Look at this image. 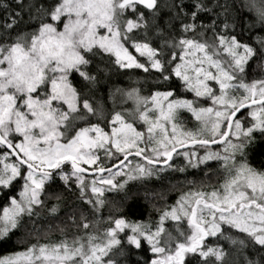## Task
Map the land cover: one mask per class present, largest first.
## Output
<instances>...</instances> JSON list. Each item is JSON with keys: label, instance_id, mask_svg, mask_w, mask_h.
I'll return each mask as SVG.
<instances>
[{"label": "snow or ice", "instance_id": "snow-or-ice-1", "mask_svg": "<svg viewBox=\"0 0 264 264\" xmlns=\"http://www.w3.org/2000/svg\"><path fill=\"white\" fill-rule=\"evenodd\" d=\"M250 61L264 66V0H0V245H27L0 264H264V73L249 79ZM113 66L147 89L105 94ZM209 162L218 183L155 222L126 218L134 182ZM57 178L87 208L68 214L79 235L42 242ZM108 205L120 214L100 233Z\"/></svg>", "mask_w": 264, "mask_h": 264}, {"label": "trees", "instance_id": "trees-1", "mask_svg": "<svg viewBox=\"0 0 264 264\" xmlns=\"http://www.w3.org/2000/svg\"><path fill=\"white\" fill-rule=\"evenodd\" d=\"M239 32V28L236 29ZM256 33L255 30H252L249 34L241 36L240 38L245 41L252 43L255 40ZM251 68L248 71V77L251 78H259L261 73H264V66H258L257 61H250ZM114 67V71L111 74L110 80L102 85L103 91L107 94L108 89L112 88L113 91L115 88H128L130 86H140L144 85V88L147 89V84H144V74L140 70H116V66ZM254 69V70H253ZM254 72V73H253ZM175 79V78H174ZM139 80L140 85L135 82ZM150 83V78H149ZM155 90V89H153ZM163 90V89H161ZM144 94H147L145 90ZM185 98L192 99L193 95L191 93H183ZM210 103V101L208 102ZM128 105H125L127 107ZM109 107H111V103L109 102ZM182 118L184 120L185 126L188 124L193 125L188 113L183 112ZM213 147H217L216 145ZM253 163L259 167L260 160L256 158ZM211 170L208 167L201 165L200 168H187L185 172L181 173L179 171H171L166 174H163L162 179L151 178L150 180L144 182H134L132 184V190L128 194V200L126 204L133 205L134 210L130 212H126V218L129 220L136 221H149L156 220L158 217V209L163 210L164 208L170 207L176 200L179 198L182 192H186L189 188L199 187L201 183L205 185L216 184L219 182V178L221 174L216 171L215 162H209ZM67 167V166H66ZM207 172V176L205 173ZM189 182H195V184H191ZM19 189H17V192ZM49 195H46V202L57 203L55 196L50 195L51 193H60L62 195V200L60 202L61 207L60 211L56 217H48L47 219H42L38 224L37 228L39 229V234L41 236V240H44V234L48 233V239L50 238H62L61 233L59 231L60 227H64L65 225H69L67 228V233L69 236L79 235L80 232L70 226V221L68 220V214L72 211L77 212V216H79V211L87 208L86 205H83L82 202L78 199L76 194H70L63 189V182L58 178L55 184L52 185L51 188L47 189ZM106 196L112 200H119L120 197L116 196L113 193H107ZM164 198V199H163ZM4 205L3 198H0V209H2ZM112 212L113 215H119L120 213L115 212L112 209L111 205L106 206L102 212L99 214L100 223L97 227L100 229V232L103 231L104 227H107L106 218ZM42 215L46 216L47 213H42ZM85 215H88L90 219L95 220V218L91 215L90 212H85ZM51 226V229H49ZM59 226V227H58ZM170 226V223H169ZM122 235V234H121ZM213 238H209L211 241ZM15 241V238H14ZM29 242H34L33 238H29ZM27 245H20L15 242L9 243L7 245H0V257H4L6 255H10L16 251H22L24 247ZM145 247L147 245L145 244ZM151 255V253H149ZM119 259V257H117Z\"/></svg>", "mask_w": 264, "mask_h": 264}, {"label": "rangeland", "instance_id": "rangeland-1", "mask_svg": "<svg viewBox=\"0 0 264 264\" xmlns=\"http://www.w3.org/2000/svg\"><path fill=\"white\" fill-rule=\"evenodd\" d=\"M187 113V112H186ZM189 114V116H190V119H191V121L192 122H190V123H192L193 125H191V124H188V126H185V127H187V128H194L195 126H196V121L191 117V114L190 113H188ZM182 116V115H181ZM213 147V146H212ZM213 150H219L218 149V147H213ZM182 151V150H181ZM199 151L201 152V154L203 153V149H199ZM183 157L182 156H176L175 154H174V164L175 165H181V164H183ZM85 167H88V166H85ZM172 170H167V171H165V172H163V173H161L160 175L162 176L163 174H166V173H168V172H171ZM152 178H156L155 176L154 177H152ZM76 196L78 197V195L76 194ZM175 203H173L171 206H173ZM170 206V207H171ZM170 207H168V208H170ZM165 209V208H164ZM156 219H158V217L156 218ZM144 222H155V220H149V221H144ZM169 223L170 222H166V226H169ZM100 233H102V231L100 232ZM100 233H98V234H100ZM59 239H61V238H59ZM58 238H50V240H59ZM7 256V255H6Z\"/></svg>", "mask_w": 264, "mask_h": 264}, {"label": "bare ground", "instance_id": "bare-ground-1", "mask_svg": "<svg viewBox=\"0 0 264 264\" xmlns=\"http://www.w3.org/2000/svg\"><path fill=\"white\" fill-rule=\"evenodd\" d=\"M254 70V69H253ZM254 73V72H253ZM164 199V198H163Z\"/></svg>", "mask_w": 264, "mask_h": 264}, {"label": "water", "instance_id": "water-1", "mask_svg": "<svg viewBox=\"0 0 264 264\" xmlns=\"http://www.w3.org/2000/svg\"><path fill=\"white\" fill-rule=\"evenodd\" d=\"M213 146H215V145H213Z\"/></svg>", "mask_w": 264, "mask_h": 264}]
</instances>
